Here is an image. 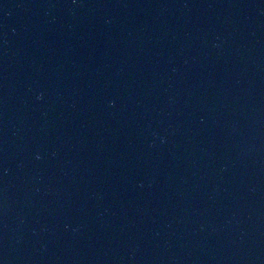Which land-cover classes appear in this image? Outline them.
Listing matches in <instances>:
<instances>
[{"label": "water", "instance_id": "1", "mask_svg": "<svg viewBox=\"0 0 264 264\" xmlns=\"http://www.w3.org/2000/svg\"><path fill=\"white\" fill-rule=\"evenodd\" d=\"M163 264H264V0H215Z\"/></svg>", "mask_w": 264, "mask_h": 264}]
</instances>
